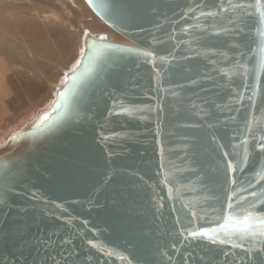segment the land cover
Returning <instances> with one entry per match:
<instances>
[{
  "label": "water",
  "instance_id": "obj_1",
  "mask_svg": "<svg viewBox=\"0 0 264 264\" xmlns=\"http://www.w3.org/2000/svg\"><path fill=\"white\" fill-rule=\"evenodd\" d=\"M84 1L130 44L0 145V264H264V0Z\"/></svg>",
  "mask_w": 264,
  "mask_h": 264
},
{
  "label": "rangeland",
  "instance_id": "obj_2",
  "mask_svg": "<svg viewBox=\"0 0 264 264\" xmlns=\"http://www.w3.org/2000/svg\"><path fill=\"white\" fill-rule=\"evenodd\" d=\"M42 3H36L35 7L33 6L32 8L31 0H0V8L7 10V18H16L15 24L20 25L25 21L34 22L36 38H38V34L46 36L50 46L55 50V52H52L54 57L48 56V58L56 62L54 65L49 61L47 67H30L25 63L30 61V59L34 60L31 54L22 48H18L17 43L15 44L12 39L0 35V46H4V48H0V52H4L3 54L6 56L11 55L12 60H14L12 63L14 70L12 88L17 87L20 89L17 95H12L15 96L16 101L12 105V109H16V111L11 115L10 128L7 129L4 137L0 140V145L9 133L24 127L37 112L48 106L54 95L55 88L62 82L64 71L73 66L80 54L82 41L79 39V33L81 29H85L91 34L105 33L110 40L130 44L129 41L115 33L102 22L96 20V15L93 14L83 0H76L78 5L76 10L78 13L70 10L69 14L64 13L65 16L60 8L57 9L60 12L52 10L51 7L55 6H52L51 2H49L51 7H46L47 3L46 5ZM77 19L84 21V29L81 26V29L80 27H76ZM22 37L23 35H18L16 39L22 40ZM10 48H12V51ZM28 77L29 80H27ZM49 77H52V80L47 81L46 79ZM49 81H55V85H49ZM31 97H33L35 102L30 100Z\"/></svg>",
  "mask_w": 264,
  "mask_h": 264
},
{
  "label": "bare ground",
  "instance_id": "obj_3",
  "mask_svg": "<svg viewBox=\"0 0 264 264\" xmlns=\"http://www.w3.org/2000/svg\"><path fill=\"white\" fill-rule=\"evenodd\" d=\"M41 2H43L42 4H44V5H46V3H47L46 7L50 6L49 2H51V4H53L52 6H55V7H51L50 6L52 8V10H56V12H60V11H57V9L60 8L62 10V13H63L64 16H65V14H69L70 10L73 11V12L78 13V11L76 10V8L78 6L77 3H76V0H37V1L31 0L32 8H33V6L35 7L36 3L41 4ZM85 4L88 6V4L86 2H85ZM89 9L91 10L90 7H89ZM6 13H7V10H4V9L0 8V35L3 36V37H6V38L12 39V41H14L15 44L17 43V47L18 48H22L26 52L31 54V56H32V58L34 60L30 59V61L27 62L28 66H30V67L33 66L34 68L47 67V65L49 64V61L52 64L55 65L56 62H54L52 60H49V58H48V56L54 57L52 52H55V50H54V48H52L50 46L49 41L46 39V36L44 34H42V35L38 34L37 35L38 38H36L35 30L34 29L30 30V28H32L31 24L30 23L28 24V22L25 21L24 23L19 25L21 27L18 28L17 32L13 31V34L16 33L17 35H23V37H22L23 39L22 40H17L14 35L11 36V34H10L11 21L12 20L14 21V18H12V19H9V17L7 18L6 17ZM93 14H95V13L93 12ZM95 17H96L95 18L96 20H98V21L102 22L104 25H106L97 15ZM76 22H77L76 27L85 26V25H83L84 21L82 19H79V20L77 19ZM27 25H28V28H27ZM81 27H80V29H81ZM84 28L85 27H83V29ZM84 30L81 29L80 33H79V39L81 41H82V38L84 36V33H83ZM1 36H0V38H1ZM27 40L29 41V46H28ZM5 45H7V44H5ZM0 48H4V46H0ZM10 49L12 51V48H10ZM4 50H6V49H4ZM16 56H17V54H16ZM59 66H60V64H59ZM49 83L52 86L55 85L54 82H49Z\"/></svg>",
  "mask_w": 264,
  "mask_h": 264
},
{
  "label": "crops",
  "instance_id": "obj_4",
  "mask_svg": "<svg viewBox=\"0 0 264 264\" xmlns=\"http://www.w3.org/2000/svg\"><path fill=\"white\" fill-rule=\"evenodd\" d=\"M15 22H16V18H14V21L13 20L11 21L10 34L11 36L14 35L15 38H17L18 35L16 33L13 34V31L17 32L19 25L15 24ZM27 22L28 24L30 23L32 26L30 30H33L34 22L33 21H27ZM27 42L29 46V41L27 40ZM13 61L14 60H12L11 55L6 56L2 52H0V140L4 137V134L7 131V129L10 128L11 115L14 111H16V109H12V105L16 103L15 96L12 95L13 94L17 95V93L20 92V89L17 87L12 88L13 85L12 77L14 71L12 65ZM25 64L28 65V63ZM51 78L52 77H49L46 80L48 81ZM27 80H29V77L27 78ZM30 100L35 102V100H33V97H31Z\"/></svg>",
  "mask_w": 264,
  "mask_h": 264
},
{
  "label": "snow or ice",
  "instance_id": "obj_5",
  "mask_svg": "<svg viewBox=\"0 0 264 264\" xmlns=\"http://www.w3.org/2000/svg\"><path fill=\"white\" fill-rule=\"evenodd\" d=\"M90 2H91V0H90ZM257 5H259V0H257ZM261 16L264 17V12L261 13ZM145 55L150 56L151 53H145ZM73 79H75V76H73ZM61 95H63V94H61ZM44 119H47V118L45 117ZM260 147H261V148H264V144H261ZM228 167H229V169H230V168L232 167V165L229 164ZM262 178H264V177H262ZM250 186H251V184H250ZM250 195H252V196H257V193L252 192V193H250ZM261 195H264V192H262ZM242 199H243V198H242ZM228 207H229V208H232V205L229 204ZM250 207H253V206H250ZM234 219H235V217H232V216H226V217H225V222H224V224H222L220 227H221V228H227V227H229V221H230V220H234ZM250 219H251V213L249 212L247 215H245V216L242 218V220H240V221L238 222V223H240L241 225H243L245 232L248 231V222H249ZM259 223H260L261 225H264V219L260 220ZM209 231H210V230H207V229L202 230V232H203L204 235H207V234L209 233ZM211 231H215V229H212ZM198 234H199V233H196V232L189 233V235H192V236H196V235H198ZM253 234H255V233H253ZM260 234H261V235H264V231H262Z\"/></svg>",
  "mask_w": 264,
  "mask_h": 264
}]
</instances>
